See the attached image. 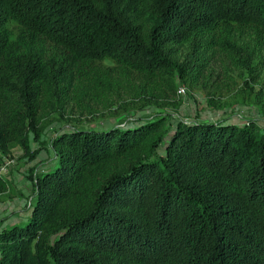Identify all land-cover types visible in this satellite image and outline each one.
I'll use <instances>...</instances> for the list:
<instances>
[{
    "label": "trees",
    "instance_id": "obj_1",
    "mask_svg": "<svg viewBox=\"0 0 264 264\" xmlns=\"http://www.w3.org/2000/svg\"><path fill=\"white\" fill-rule=\"evenodd\" d=\"M10 21L82 59L183 74L201 66L204 29L264 30V0H0V56ZM238 53L250 68V51ZM46 66L24 52L0 75L5 152L38 122L44 73L61 93L66 63ZM164 127L58 136L31 221L0 234V264H264V134L253 123L180 122L163 159Z\"/></svg>",
    "mask_w": 264,
    "mask_h": 264
},
{
    "label": "rangeland",
    "instance_id": "obj_2",
    "mask_svg": "<svg viewBox=\"0 0 264 264\" xmlns=\"http://www.w3.org/2000/svg\"><path fill=\"white\" fill-rule=\"evenodd\" d=\"M4 34L8 44L0 56V75L24 52L39 55L47 72V63L56 57L69 73L60 95L49 85L48 73L43 74L38 122L24 141L6 152L0 148V176L6 181L0 194V234L31 221L37 179L57 166L53 142L63 133L135 128L161 120L165 135L158 153L163 159L180 122L253 123L264 134V30L258 26L220 22L204 29L201 66L183 74L140 73L109 59H82L14 21ZM240 48L250 51V68Z\"/></svg>",
    "mask_w": 264,
    "mask_h": 264
}]
</instances>
